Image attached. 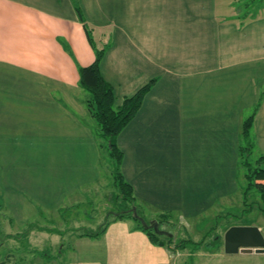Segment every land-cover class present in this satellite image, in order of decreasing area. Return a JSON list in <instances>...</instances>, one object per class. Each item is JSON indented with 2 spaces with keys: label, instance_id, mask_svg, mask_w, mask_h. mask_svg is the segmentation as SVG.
Here are the masks:
<instances>
[{
  "label": "crops",
  "instance_id": "1",
  "mask_svg": "<svg viewBox=\"0 0 264 264\" xmlns=\"http://www.w3.org/2000/svg\"><path fill=\"white\" fill-rule=\"evenodd\" d=\"M229 3L223 10L218 0H0L3 229L42 231L34 221L53 211L71 238L96 239L80 236L92 225L81 210L61 215L84 206L86 187L102 174L77 68L95 60L87 33L104 51L99 70L116 105L152 81L115 140L122 177L147 220L227 204L239 183L241 145L249 157L254 146L264 155V9L249 16ZM11 256L0 264H12Z\"/></svg>",
  "mask_w": 264,
  "mask_h": 264
},
{
  "label": "rangeland",
  "instance_id": "2",
  "mask_svg": "<svg viewBox=\"0 0 264 264\" xmlns=\"http://www.w3.org/2000/svg\"><path fill=\"white\" fill-rule=\"evenodd\" d=\"M226 1L230 2L231 8L243 7L242 9L247 10L246 14L249 16L264 9V0H218L223 10L226 8L224 5ZM96 138L102 143L99 158L102 174L99 182L86 187L84 206L80 205V209L76 207L74 213L71 211L73 208L70 207L61 212V215L65 219L73 216L78 210L80 213L81 210L83 214L81 217L91 221L92 225L85 226L89 228L88 230L99 231L102 224L105 228L104 232L92 240L93 243L80 242L71 238L67 228L61 227L58 217L60 213L52 211V215L49 216L48 212H43L38 220L34 221L38 222L36 226H39V230L47 235L41 240L39 238L42 231L34 229L30 233L29 225L16 224L17 227L3 229V224H0V261L10 252L12 264H48L50 262L39 258L37 253H41L42 256L59 257L55 259V264H264V252L227 254L223 249V233L225 228L231 225H257L264 232V215L258 205L261 201L260 193L253 187L247 188V179L244 176L246 166L245 168L240 166L238 186H235V192L230 194L227 204L223 203L191 218L166 213L161 226L162 229L171 233V236L166 234H157V236L165 243L168 237H172L173 241L163 245L159 242H151L147 231L135 219L115 218L116 212L129 213L132 207H135L140 217L146 220L149 215L142 212L145 209L142 203L137 204L135 199L134 203H131L118 197L117 187L111 178L106 140L98 135ZM247 151H250V147L245 150L247 168H253L256 165L254 161L262 154V151L258 146H254L250 157ZM42 216H45L44 221L41 220ZM154 217L160 218V215L154 213ZM1 218L0 215V221H2ZM8 232L15 237H7ZM51 232L61 237L55 240L56 237ZM61 232L63 233L60 234ZM188 238L191 241H185L183 247L178 246L181 239ZM207 242L210 243L208 247ZM35 247L38 249L35 250ZM71 251L75 252L71 253Z\"/></svg>",
  "mask_w": 264,
  "mask_h": 264
},
{
  "label": "trees",
  "instance_id": "3",
  "mask_svg": "<svg viewBox=\"0 0 264 264\" xmlns=\"http://www.w3.org/2000/svg\"><path fill=\"white\" fill-rule=\"evenodd\" d=\"M76 11L79 14L80 20L83 21L81 12L78 7H76ZM87 36L94 50L95 60L88 66H77L79 74V85L88 94V97L85 100V106L89 115L97 125L98 133H96V135L106 140L105 144L106 146H108V156L110 159L109 166L111 168L112 174L111 178L114 185L117 187V195L127 202L134 203L132 187L129 183L124 181L120 171L123 153L116 145L115 140L117 135L123 130V128L130 122V120L139 110L143 101V97L146 91L149 89L152 81L137 90L134 94L126 96L120 105H116L113 89L111 85L103 78L99 70V62L103 56L104 51L103 49L95 45V42L93 41L89 33H87ZM253 116L254 114H251L244 120L242 124V134L244 136H247L250 132ZM247 147V144H243L240 147V166L243 168H245L246 166V172L244 176L247 179V188L253 187L260 193L261 201H259L260 203L258 205L260 211L264 215V155H261L259 158H257L255 163L256 165L253 168H247L248 162L245 159V150H247ZM248 152L249 151H247V154ZM130 212L123 213V211H118L114 216L115 218L120 219L131 217L141 224V222L132 215V212ZM137 214L139 215L138 210ZM165 218L166 215L162 214L160 215V218L157 219L162 224ZM141 226L147 231L150 240L153 242H159L164 245L166 243L170 244L173 241L171 239L172 237H168V240L165 243L163 239L158 237L157 234L153 233L151 229H146L142 224ZM104 230L105 228L101 224L99 231L94 232L92 230H85L82 231L80 236L84 235L91 238H97L99 234H101V232H104ZM185 241L189 242L191 241V239H181V242H179V245H177L179 247H183V243ZM208 246H210L209 242H207V247Z\"/></svg>",
  "mask_w": 264,
  "mask_h": 264
},
{
  "label": "water",
  "instance_id": "4",
  "mask_svg": "<svg viewBox=\"0 0 264 264\" xmlns=\"http://www.w3.org/2000/svg\"><path fill=\"white\" fill-rule=\"evenodd\" d=\"M131 211L145 228H152L157 234L171 236V233L160 228L158 220L146 221L137 214L135 207H132ZM222 238L223 249L227 254L264 252V232L257 225H231L224 231Z\"/></svg>",
  "mask_w": 264,
  "mask_h": 264
}]
</instances>
